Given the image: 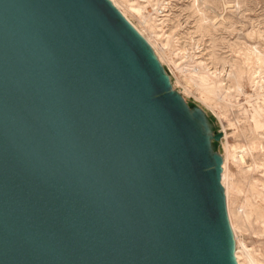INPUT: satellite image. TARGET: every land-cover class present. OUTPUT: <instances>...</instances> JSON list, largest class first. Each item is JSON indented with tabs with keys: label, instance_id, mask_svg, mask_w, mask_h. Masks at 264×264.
Instances as JSON below:
<instances>
[{
	"label": "water",
	"instance_id": "95a60500",
	"mask_svg": "<svg viewBox=\"0 0 264 264\" xmlns=\"http://www.w3.org/2000/svg\"><path fill=\"white\" fill-rule=\"evenodd\" d=\"M222 137L110 0H0V264H238Z\"/></svg>",
	"mask_w": 264,
	"mask_h": 264
},
{
	"label": "rangeland",
	"instance_id": "374dc122",
	"mask_svg": "<svg viewBox=\"0 0 264 264\" xmlns=\"http://www.w3.org/2000/svg\"><path fill=\"white\" fill-rule=\"evenodd\" d=\"M116 1L121 11L128 15L131 24L142 31L156 47L158 52L152 49L169 74L173 89L189 106L198 107L206 113L213 124L214 132L222 133V139L215 144L216 149L223 159L226 158L228 150L231 152L232 156L228 161L232 175L230 180L235 182L236 188L239 185L235 193L225 191L227 210L229 207L233 212L230 220L234 222L232 230L234 236L236 235L235 240L237 237L236 254L240 257V263L246 261L241 264H264V219L257 221L254 215L248 218V211L256 208L246 207L247 202L253 203L255 207L264 206L256 193L264 189V127L258 134L252 120L255 111L264 109V0H151L166 7L163 17L150 7L144 14L146 18L150 14L157 18L154 19L156 25L162 24L157 30L151 29L144 23L143 17L130 11V4L143 0ZM203 14L209 19L205 25L200 23ZM194 61L201 62L211 73H219L233 87L231 104H224L217 97L204 93L194 78ZM240 72L245 73L242 75L243 79L239 76ZM252 78L259 82L258 86L252 83ZM239 83L243 88L241 93L235 87ZM221 101L223 104H220ZM248 146L253 147V152L248 156L253 172L245 169L240 162V156ZM260 171L263 174H259ZM236 259L238 262L237 256Z\"/></svg>",
	"mask_w": 264,
	"mask_h": 264
},
{
	"label": "bare ground",
	"instance_id": "6f19581e",
	"mask_svg": "<svg viewBox=\"0 0 264 264\" xmlns=\"http://www.w3.org/2000/svg\"><path fill=\"white\" fill-rule=\"evenodd\" d=\"M113 4H114V6H116L118 9H119V11L122 13V15L129 21L130 19H128V15L126 16L125 15V13L124 12H122L121 11V9H120V7H119V5H118V3H117V1L116 0H110ZM201 1H203V2H207V0H201ZM217 1V0H216ZM194 2H196V0H194ZM226 5V4H225ZM156 6H158L157 8H155ZM148 7H150V8H152L157 14H159L160 16L162 15V17H163V13L165 12V10H166V7H164L163 6V4H155L154 3V1H151V0H143V1H141V2H137V3H133V4H130L129 5V8H130V11L133 13V14H136V15H139V16H141V17H143L144 18V20H145V24H147L151 29H153V30H157L158 29V27L159 26H161L162 24H160V25H156V22H155V20L154 19H157V18H153V17H151V16H153V15H149V17L148 18H146V16H144V14H145V12H147V10H148ZM154 12V13H155ZM147 14V13H146ZM166 16V15H165ZM221 17V16H220ZM225 17V16H224ZM142 19V18H141ZM222 19V18H221ZM198 20V19H197ZM154 21V22H153ZM208 21H209V19L206 17V15L205 14H203V15H201V17H200V23H203L204 25L206 24V23H208ZM130 22V21H129ZM131 23V22H130ZM202 27H203V25H202ZM134 28H135V26H134ZM145 39H146V41L150 44V46L152 47V48H154L156 51H157V49H156V47L154 46V44L150 41V39H148L143 33H142V31H140V30H138L137 28H135ZM159 30H163V29H159ZM165 35V34H164ZM167 38H169V40H171L170 39V37H167ZM168 44H166V46H167ZM158 52V51H157ZM179 53V52H178ZM180 54V53H179ZM184 54V53H183ZM161 56V55H160ZM183 56V55H182ZM259 61H260V59H259ZM262 61H263V59H262ZM195 62V70H194V72H195V76H194V78L196 79V81H198V83H199V86H200V88L204 91V93H206L207 95H213L214 97H217L218 99H220V100H222V101H224V104H225V102H229V104H231V100H232V96H233V94H232V86L231 85H228V83H226V80H224L223 79V77H221L220 75H219V73H211L210 72V70L209 69H207V67L205 68V66L200 62V63H198L197 61H194ZM250 62V61H249ZM207 66V65H206ZM189 69H190V67H188ZM193 68V67H192ZM185 69L187 70V67L185 66ZM194 69V68H193ZM221 69V68H220ZM189 71V70H188ZM226 73H227V71H226ZM235 73V72H234ZM247 73V72H246ZM225 74V73H224ZM245 73L243 72H240L239 73V76H240V78H242L243 79V77H242V75H244ZM234 76V75H233ZM251 77V76H250ZM257 78V77H256ZM251 79V78H250ZM240 80V79H239ZM255 80V78H252V83H255V85H257L258 86V84H259V82H255L254 81ZM251 81V80H250ZM194 83V82H193ZM196 85V84H195ZM236 85V84H235ZM260 86V85H259ZM236 88H237V92L238 93H241V92H243V88H242V85L239 83V84H237L236 86H235ZM258 90V89H257ZM200 92V91H199ZM204 98V97H203ZM203 98H201V99H203ZM216 101V100H215ZM222 101H221V103L220 104H223L222 103ZM206 103V102H205ZM218 106V105H217ZM254 112V111H253ZM251 118H252V116H251ZM252 120L255 122V126H256V130H257V132H258V134H260L259 132V130L260 129H263V127H264V109H260V111L259 110H257V111H255V113H254V115H253V118H252ZM253 123V122H252ZM252 126V125H251ZM250 129H252V128H250ZM263 131V130H262ZM256 133V132H255ZM255 133H254V135H255ZM252 138V137H251ZM257 139V138H256ZM251 142V141H250ZM230 143V142H229ZM253 143V142H252ZM251 143V144H252ZM256 143V142H255ZM254 143V144H255ZM256 144H258V143H256ZM259 145V144H258ZM260 146V145H259ZM263 146V145H262ZM249 147V146H248ZM258 147V146H257ZM227 151V150H226ZM247 152V153H246ZM250 152H253V147L251 146V147H249L248 149H246V150H244L243 151V154L240 156V162L242 163V165L244 166V168L245 169H249V171H251L252 170V167H253V165H249V162H248V156L250 155ZM242 153V152H241ZM240 153V154H241ZM256 154V153H255ZM251 155H252V153H251ZM230 156H232V154H231V152L228 150V153H227V156H225L226 158L224 159V162H223V166H222V168H223V172H222V185H223V187H224V189H225V191H226V193H228L229 191H232V192H236V189H238V186H237V188H236V186H235V182L234 181H232V180H230V177L232 176L231 175V173H230V171H229V168H228V161H229V157ZM254 157V156H253ZM255 159V158H254ZM253 159V160H254ZM260 162V161H259ZM258 163V162H257ZM262 163V162H261ZM254 164V163H253ZM257 165V164H256ZM259 165V164H258ZM261 165V164H260ZM259 165V166H260ZM263 166V165H262ZM254 169V168H253ZM257 169V168H256ZM263 171V170H262ZM248 172V171H247ZM252 172H253V170H252ZM255 173V172H254ZM259 174H263V173H261V171H260V173ZM247 176V175H246ZM251 178V177H250ZM252 179V178H251ZM244 180V179H243ZM247 181V180H246ZM253 182V181H252ZM263 182V181H262ZM249 183V182H248ZM239 184V183H238ZM262 184V183H261ZM253 185V184H252ZM260 185V184H259ZM246 186V185H245ZM257 186V185H256ZM255 186V187H256ZM263 186V188H264V184L262 185ZM261 186V187H262ZM259 187V186H258ZM246 188V187H245ZM247 188H248V186H247ZM251 188H253V187H251ZM257 188V187H256ZM251 190V189H250ZM249 190V191H250ZM240 191V190H239ZM247 191V190H246ZM254 191V190H253ZM261 191V190H260ZM241 192V191H240ZM256 192V191H255ZM238 193V192H237ZM243 193V192H242ZM257 193V197L261 200V201H263L264 202V189H263V191L262 192H256ZM256 193H255V195H256ZM241 194V193H240ZM246 194V193H245ZM252 194V193H251ZM237 195V194H236ZM228 196V195H227ZM237 196H239V195H237ZM250 196V195H249ZM241 197V196H240ZM253 198V197H252ZM251 198V199H252ZM257 198V199H258ZM254 199V198H253ZM228 200V199H227ZM243 200H245L244 198H243ZM244 202V201H243ZM257 202V201H256ZM258 202L260 203V201L258 200ZM245 204V203H244ZM243 204V205H244ZM253 203H251L250 204V202H247V204H246V207H254V208H256L255 210H252V211H250L249 209V211H248V218H250V217H252L253 215L256 217V220L257 221H262L263 219H264V206H262V205H259V206H257V207H255L256 205H252ZM233 207V206H232ZM235 207V206H234ZM240 208H241V205H240ZM243 208V207H242ZM245 209V208H244ZM238 210V209H237ZM241 210V209H240ZM246 211V210H245ZM243 213H246V212H243ZM232 214H233V212L229 209V207H228V216H229V219H231V217H232ZM242 214V213H241ZM245 215V214H244ZM242 217V216H241ZM245 217V216H244ZM236 221V220H235ZM245 221V220H244ZM237 222V221H236ZM230 223H231V227H232V229H234V226H233V223H232V220H230ZM253 223V222H252ZM245 224H247V223H245ZM261 225V224H260ZM247 229V228H246ZM259 229V228H258ZM250 230V229H249ZM234 231V230H233ZM244 231V230H243ZM261 231H263V228H262V230ZM248 232V231H247ZM251 233V232H250ZM260 233V232H259ZM263 234V233H262ZM236 236V235H235ZM236 240H237V237H236ZM260 242H262V241H260ZM239 244V243H238ZM240 245H241V243H240ZM243 245V244H242ZM241 247V246H240ZM238 251V250H237ZM240 252V251H239ZM238 252V253H239ZM251 252H253V251H251ZM243 253H244V251H243ZM246 255V254H245ZM236 256H237V258H238V262H239V264H241V263H244V262H246L245 260H244V262H241L240 263V257L236 254ZM247 256V255H246ZM253 256H255V255H253ZM252 256V257H253ZM251 257V256H250ZM249 257V258H250ZM257 257V256H256ZM263 257H264V254H263ZM245 258V257H244ZM251 259V258H250ZM254 259H256V258H254ZM253 259V260H254ZM258 259V258H257ZM264 259V258H263ZM252 260V259H251ZM257 261V260H256ZM259 263V262H258ZM264 263V262H263Z\"/></svg>",
	"mask_w": 264,
	"mask_h": 264
}]
</instances>
